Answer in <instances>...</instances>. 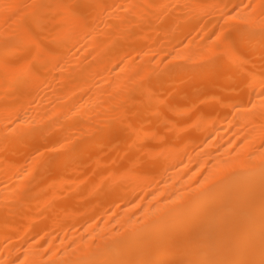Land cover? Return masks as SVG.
Masks as SVG:
<instances>
[{
    "label": "bare ground",
    "instance_id": "bare-ground-1",
    "mask_svg": "<svg viewBox=\"0 0 264 264\" xmlns=\"http://www.w3.org/2000/svg\"><path fill=\"white\" fill-rule=\"evenodd\" d=\"M0 264H264V0H0Z\"/></svg>",
    "mask_w": 264,
    "mask_h": 264
}]
</instances>
